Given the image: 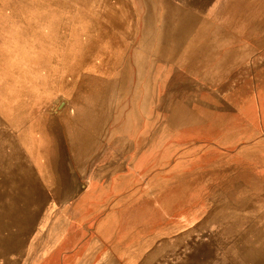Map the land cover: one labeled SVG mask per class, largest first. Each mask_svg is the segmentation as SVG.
Segmentation results:
<instances>
[{
	"label": "rangeland",
	"instance_id": "obj_1",
	"mask_svg": "<svg viewBox=\"0 0 264 264\" xmlns=\"http://www.w3.org/2000/svg\"><path fill=\"white\" fill-rule=\"evenodd\" d=\"M258 96L264 0H0V264L56 263L44 254L54 147L88 148L89 136L102 163L117 149L135 167L149 149L143 159L155 165L164 149L167 165L174 149L211 133L206 103ZM234 160L246 189L233 193L255 196L256 211L214 213L195 238L155 237L149 248L163 239V251L142 264H264V140Z\"/></svg>",
	"mask_w": 264,
	"mask_h": 264
},
{
	"label": "crops",
	"instance_id": "obj_2",
	"mask_svg": "<svg viewBox=\"0 0 264 264\" xmlns=\"http://www.w3.org/2000/svg\"><path fill=\"white\" fill-rule=\"evenodd\" d=\"M206 107L215 119L210 124L211 133L174 149L167 165L164 149L157 150L155 165L143 159L153 153L149 149L142 151L135 167L127 157L118 161L117 149L109 150L110 160L102 163L97 158L106 152L89 136L88 148L54 147L48 155L61 165L52 166L55 175L43 185L48 194L45 234L51 238L45 259L50 253L54 264H142L155 247L163 251V239L152 241L149 248L155 237L195 238L197 222L211 221L214 213L244 214L240 206L245 204L256 211L255 196L244 199L233 193L246 189L234 159L244 161V154L254 152L256 142L264 140L263 97L245 106L221 100L206 103ZM222 119L230 123L222 124ZM246 125H252L256 134L247 135ZM31 152L29 157L37 155ZM164 169L169 171L168 179L165 181L163 175L154 181V173ZM165 185L171 190L167 202L163 198ZM186 228L187 233L181 232Z\"/></svg>",
	"mask_w": 264,
	"mask_h": 264
}]
</instances>
